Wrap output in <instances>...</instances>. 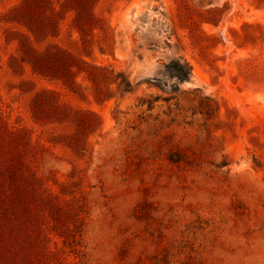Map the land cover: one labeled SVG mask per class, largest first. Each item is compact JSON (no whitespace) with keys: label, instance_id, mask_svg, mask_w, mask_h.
<instances>
[{"label":"rangeland","instance_id":"obj_1","mask_svg":"<svg viewBox=\"0 0 264 264\" xmlns=\"http://www.w3.org/2000/svg\"><path fill=\"white\" fill-rule=\"evenodd\" d=\"M0 264H264V0H0Z\"/></svg>","mask_w":264,"mask_h":264},{"label":"trees","instance_id":"obj_2","mask_svg":"<svg viewBox=\"0 0 264 264\" xmlns=\"http://www.w3.org/2000/svg\"><path fill=\"white\" fill-rule=\"evenodd\" d=\"M183 60L178 61H172L169 65H167L169 68H172V76L175 77L178 82L184 81L190 73V66L187 62H181ZM122 86V84H119ZM159 86V84H156ZM124 90L130 91L132 90V85L129 81L125 82V88Z\"/></svg>","mask_w":264,"mask_h":264},{"label":"bare ground","instance_id":"obj_3","mask_svg":"<svg viewBox=\"0 0 264 264\" xmlns=\"http://www.w3.org/2000/svg\"><path fill=\"white\" fill-rule=\"evenodd\" d=\"M237 1V0H236ZM194 73L197 75V76H199V78H201V76H200V74H199V72H198V70H194ZM202 75V74H201ZM204 76V75H203ZM205 77V76H204ZM195 79H196V83L195 84H191V83H187V84H189L190 86H196V85H198L199 84V81H198V79L195 77ZM204 80V78H201V80ZM207 81V80H206ZM205 83V82H204Z\"/></svg>","mask_w":264,"mask_h":264},{"label":"water","instance_id":"obj_4","mask_svg":"<svg viewBox=\"0 0 264 264\" xmlns=\"http://www.w3.org/2000/svg\"><path fill=\"white\" fill-rule=\"evenodd\" d=\"M186 83L195 84L196 83L195 77L193 75H189Z\"/></svg>","mask_w":264,"mask_h":264}]
</instances>
